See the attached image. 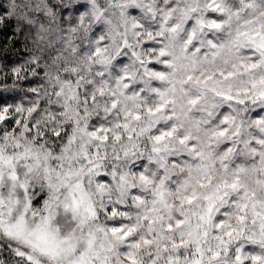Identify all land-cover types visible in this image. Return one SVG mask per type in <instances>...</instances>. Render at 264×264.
<instances>
[{
	"label": "clouds",
	"instance_id": "clouds-1",
	"mask_svg": "<svg viewBox=\"0 0 264 264\" xmlns=\"http://www.w3.org/2000/svg\"><path fill=\"white\" fill-rule=\"evenodd\" d=\"M0 264H264V0H0Z\"/></svg>",
	"mask_w": 264,
	"mask_h": 264
},
{
	"label": "snow or ice",
	"instance_id": "snow-or-ice-1",
	"mask_svg": "<svg viewBox=\"0 0 264 264\" xmlns=\"http://www.w3.org/2000/svg\"><path fill=\"white\" fill-rule=\"evenodd\" d=\"M10 231H13V234L17 236L24 235V227L22 222H18L16 225L10 226ZM113 231H118L117 229H113ZM36 238V247L40 249L42 252L50 251V246L53 243V238L45 231H40L35 234Z\"/></svg>",
	"mask_w": 264,
	"mask_h": 264
}]
</instances>
